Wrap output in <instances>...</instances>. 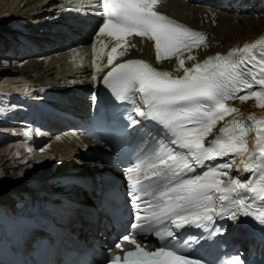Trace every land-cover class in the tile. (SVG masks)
Masks as SVG:
<instances>
[{
    "label": "snow or ice",
    "instance_id": "1",
    "mask_svg": "<svg viewBox=\"0 0 264 264\" xmlns=\"http://www.w3.org/2000/svg\"><path fill=\"white\" fill-rule=\"evenodd\" d=\"M84 2L88 7L77 8L78 13L101 17L92 45L95 73L91 80L97 81L102 71L100 62L106 55L105 66L111 70L100 84L115 101L131 105L125 130L141 121L159 129L152 137L153 146L141 148L134 166H125L133 222L129 233L112 248L121 249L122 242L127 241L135 250L123 257H106L104 264H206L193 247L222 231V227H209L217 220L235 223L241 217L250 218L264 229V118L239 116L213 136L227 115L239 113L229 100L254 99L264 108V37L227 55L218 53L195 62L193 51L209 47V37L158 11L160 0ZM129 37L152 42L157 62L175 59L176 71L182 75L160 70L142 59L114 64L127 54L129 46L135 47ZM106 38H110L108 42ZM186 60L194 61L191 67L185 66ZM96 99L93 90V103ZM245 119L253 124L242 123ZM253 128L257 151L241 160L243 168L237 167V174L232 175L235 158L247 153V137ZM150 135L144 134L142 145L148 143ZM241 172L248 173L249 178L242 180ZM193 227L203 230L199 236L181 231ZM148 235L159 244L154 251L137 242L138 236ZM240 257L239 253L232 255L227 264H244Z\"/></svg>",
    "mask_w": 264,
    "mask_h": 264
},
{
    "label": "bare ground",
    "instance_id": "2",
    "mask_svg": "<svg viewBox=\"0 0 264 264\" xmlns=\"http://www.w3.org/2000/svg\"><path fill=\"white\" fill-rule=\"evenodd\" d=\"M85 7L88 6L84 0H0V74L2 77L13 76L16 80L0 86V91L13 93V98L17 99L19 96L15 95V91L23 93L26 89L28 93H34L42 100L59 106L64 103L77 109L85 106L89 86L101 80L111 70V66H105V55L100 62L102 71L97 74V81L91 80V74L95 73L92 45L96 29H89L84 20L81 21L83 24L69 25L77 32L75 39L57 46L59 37L63 36L62 30L69 29L68 20L71 22L72 14L75 15L73 18L79 17L81 14L76 9ZM161 8L209 36L210 46L200 52L201 55H227L234 48L264 37V0H242L238 5L234 0L233 5L221 4L216 0H162ZM69 39L70 36H66L65 40ZM108 40L109 38H106V42ZM129 41L135 47L129 46L127 54L118 58L114 64L127 59H142L160 70L182 75V72L176 71L175 61L157 62L151 42L138 38H130ZM111 47L112 44L109 43V50ZM13 54L17 56L14 59ZM188 63L187 61L186 64ZM231 103L232 107L239 109V113L245 116L264 117V108L259 107L254 99L241 102L236 98ZM34 107L39 112L35 137L30 143H25L29 141L25 137L16 138L23 146L26 144L25 148L31 150L33 147L34 151H31L34 152V160H29V165L23 167L20 164L15 166L16 161L6 156L1 157L3 162H0V209L5 208L9 217L21 219L22 225H30L42 210L48 198L44 195L42 182L49 177V172L55 169L63 171L65 166V163L58 159L66 157V162L74 161L78 168L94 170L101 185L113 186L114 180L109 178L116 173H111L105 165H97L99 160L95 155L99 144L75 131H67V123H56V119H51L42 108L36 105ZM236 114L238 113H232ZM225 121L226 119L221 121L217 127ZM54 129L56 133H53ZM253 138L254 134L250 133L247 153L243 157L235 158L232 172L236 171L237 167L243 168L241 160H246L249 154L255 153L250 152L252 145L255 146ZM16 146L18 148V145ZM49 153L54 160L37 168ZM31 168L35 170L37 179L29 176ZM124 175L123 169L119 188L128 206L127 182ZM50 180L49 177L45 183L49 188ZM90 203V200H87L83 209H80L81 214L77 213L76 219L84 222V226L78 229L80 232L84 230V243L93 258L102 261L104 256H108L105 238L111 229L103 226L98 229V218H103L104 215L98 210L92 211ZM10 224L12 225V221ZM125 224L127 228L128 220ZM51 264H56L54 258Z\"/></svg>",
    "mask_w": 264,
    "mask_h": 264
},
{
    "label": "rangeland",
    "instance_id": "3",
    "mask_svg": "<svg viewBox=\"0 0 264 264\" xmlns=\"http://www.w3.org/2000/svg\"><path fill=\"white\" fill-rule=\"evenodd\" d=\"M16 57L13 54V59L16 58ZM1 77H2V74H0V81H6V80L14 78L13 76H6V75L4 77H2V78ZM5 77H7V78H5ZM15 81L16 80L13 79V80H9V81H6V82H1V83H3V86H5L8 82H15ZM1 102H2V98H0V103ZM2 133H4V132L0 131V134H2ZM16 145H19L18 142L16 143V141H9L7 144H1L0 145V160H1L0 162L1 163L3 162L1 157H3V156L5 157L6 156V158H10V159H12V161H13V159L16 161L14 163L15 166H18L17 164H20V166H22V167L26 166V165H29L28 164L29 161H26V160L27 159H31L32 155H30L29 153L27 154L26 150L21 148L22 145L18 146V148H17ZM29 151L31 152L30 149H29ZM31 153H33V152H31ZM24 159H25V161H24ZM33 160H34V156H33ZM31 170L29 169V171H31ZM125 180L127 182L126 185H128V180L126 178H125ZM126 190H127V187H126ZM107 243H108V241L105 240V244H107ZM107 251H108V253L110 252L109 247H107Z\"/></svg>",
    "mask_w": 264,
    "mask_h": 264
}]
</instances>
